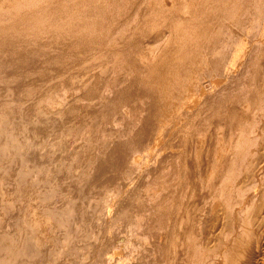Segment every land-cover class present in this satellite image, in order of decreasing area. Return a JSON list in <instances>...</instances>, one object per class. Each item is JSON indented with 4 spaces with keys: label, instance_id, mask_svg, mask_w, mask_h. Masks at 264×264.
I'll list each match as a JSON object with an SVG mask.
<instances>
[{
    "label": "rangeland",
    "instance_id": "1",
    "mask_svg": "<svg viewBox=\"0 0 264 264\" xmlns=\"http://www.w3.org/2000/svg\"><path fill=\"white\" fill-rule=\"evenodd\" d=\"M11 1L0 0L1 14ZM18 1L23 14L33 3L55 1L60 14L76 20L93 14L104 36L123 30L120 21L133 34L115 47L93 45L87 57L60 36L42 46L51 53L39 62L33 50L39 40L21 56L0 57V257L13 259L6 264H193V214L204 240L209 225L193 210L194 180L204 202L220 183L234 186L244 176L237 146L244 132L225 115L209 125L210 106L237 112L244 127L264 123V0H87L90 10L86 0ZM13 29L0 28L4 40ZM239 41L247 48L234 80L224 82L228 91L209 88L206 78L203 101L179 111L184 100L193 101V80L209 71L215 50L228 58ZM158 120L165 130L154 146ZM222 141L226 154H210ZM142 144L154 147L152 155L131 164L128 157ZM213 158L237 161L197 177L198 166ZM262 174L255 182L264 192ZM107 203L113 208L104 214ZM238 210H228L231 220ZM234 226L245 239L247 222Z\"/></svg>",
    "mask_w": 264,
    "mask_h": 264
},
{
    "label": "bare ground",
    "instance_id": "2",
    "mask_svg": "<svg viewBox=\"0 0 264 264\" xmlns=\"http://www.w3.org/2000/svg\"><path fill=\"white\" fill-rule=\"evenodd\" d=\"M88 1L94 2L96 0H88ZM99 1L101 3V0ZM91 2H88V4L86 5L84 4L85 5L84 8L86 10L91 9L89 5V3ZM36 3H33L31 7V11L28 14L23 11L26 15L22 13L21 7L23 9V4L19 3L18 0L11 1V3L8 6L4 7L6 10V14L0 13V20H1L0 28L1 27H7V28L13 27L14 29L10 37L6 35L7 36L6 40H4L5 38L4 33H0V35L2 36V39H0V57L3 56V54L10 55L12 57L21 56L22 52L26 51L31 46L32 42L34 41L36 42L37 40H39V42H42V44L38 43L40 46L38 45L39 46L38 47L35 45V47L33 48L35 52L36 51L38 52L37 53L38 58L36 59L39 62V57L41 55L46 56L51 53L50 51L51 47H47L46 50H43L46 47H42V46H45L46 44H51L52 42L56 41V39L59 38V36L67 39V41H70L71 43H74L75 45L78 46V47H74V49L72 50L73 52H77L79 56L87 57V55H90L89 52H92L93 50H95L93 45L97 46L98 44L102 47H105L112 43L111 45H114L115 47V45L119 43L121 38L122 39L129 38V36L133 34L132 28L129 26L130 23H127L126 21H124L123 23L120 21L116 23V26L117 27L125 26L123 30H120L116 33L109 34L108 36H104L105 26L102 24V22H97L93 14L90 16H87L84 14L82 16H79V19L76 20V18L72 17V15L65 16V15L60 14V13H63L62 12L63 6L58 5L59 3L55 1L52 3H47V4H36ZM54 4H56V7H53ZM75 4L80 6L83 3H81V1L79 0ZM98 6H102V5L99 4ZM25 7L29 8L27 4H25ZM259 13H262L263 15L264 9L260 10ZM52 14H55V15H52ZM262 17H264V15ZM262 17H260V19H262ZM260 19L258 21L259 24L261 23ZM7 20H9V22L11 23H3ZM77 27H79V29H76ZM74 31L77 33H75ZM144 34L146 35V33ZM111 35H113L114 38L111 41H108V38ZM30 36H32L34 40L31 39ZM37 36H38V39L35 38ZM41 37H43V39ZM260 37L261 39L264 38V22L262 25V31L260 33ZM131 38H134V37L132 36ZM10 43L15 44L14 47L13 46L8 47ZM65 43H68V42H65ZM246 48L247 47H246L245 41H239L238 47L234 49L233 53H231L228 58L224 55H220L221 53L219 50H215L216 52L212 56L213 60L211 63V68H209V71H207V73L203 72L200 75H196L193 80L194 82L193 101L187 100V99L184 100V102L178 106V110L181 111L182 109H186L191 106H193V109H194L196 106H198L202 98H204L205 96L204 92L206 90V85H204V83H205L206 78H208L209 80L208 81L209 88H212L213 90H217L218 93L220 94L224 93L225 91H228V86L227 85L224 86L225 84L224 82L229 81V80L231 81L234 80V77H233L234 72H236L237 71L236 69L238 68L237 61L245 56ZM65 51L67 50L65 49ZM46 69H48V67H46ZM259 76L261 77L262 80H264V70L261 71ZM263 86L264 85L260 86V91L264 90ZM42 104L44 105V102H42ZM210 111L213 112V117L212 118L210 117L208 119L209 125L212 124L215 127L221 122L219 117L221 115H225L226 119H223L225 123L236 126L239 129V131L243 130L244 136L241 135L239 137L237 146L240 147V150L238 152L239 154L238 160H241L243 164L244 176H243V179L240 181V184H237L234 186H230V185L224 186L223 184L220 183V185H217L215 189H213L210 192L208 199L204 200V202L201 201L199 197L201 194V188L197 183H195L196 181L194 180L193 195L191 197L193 199V210H195V212H201L202 214H205L207 218L209 219V225H208V230L206 233V239L204 240L202 236L196 233L195 226L200 224V220L198 218V215L193 214V264H264V192L257 188V184L255 182L256 178L259 175H263L262 173L264 172V123L260 122V123L254 124L250 122L248 125H245L246 127H244L241 124L242 123L241 121L238 120V122H236L234 119L236 118L234 116V113L236 114L237 112L228 110L227 107H223L221 103H215L211 105ZM227 112H229V115ZM197 113L198 111H196L194 114H197ZM161 122L162 120H158L156 122L154 130H152L150 134V141L154 146L162 139V133L165 130V126L160 125ZM252 148L254 149V152H252ZM153 150H154V147L149 148L148 144L146 146H143L142 144L139 147V150L137 152L132 153L128 157V159L130 162H132L131 164L137 163L140 159L150 157L153 153ZM209 152L215 157L220 156V155L221 156L225 155L226 154L225 141L220 142V144H218L216 147L210 148ZM236 161H237L236 159L234 160L224 159L223 161L222 160L215 161L213 158L211 162L209 163L206 162L205 165L198 166V169H196L198 175L196 176L197 177L206 176L205 178H207V174L212 172V170L213 171L215 170L216 172V170L219 169V167H222L225 165L228 166V164L230 163L232 164V162L235 163ZM116 179H118V177ZM208 179L210 181L212 178L210 179V177L208 176ZM228 188H231L234 190H230ZM243 204H245V207H242ZM111 208H113L112 203H107L104 208L105 209L104 214L109 212ZM237 208L239 210L233 214V220H231V215L229 217L228 210H234ZM242 218L247 222V226H248V228L244 230V233L246 235L245 239H240L237 237L236 229L234 226L236 223L241 222ZM20 230L21 228L19 227L16 232H19ZM230 235H233L232 236L233 239L234 237H237V238H235L232 241V239L229 238ZM108 259H110L109 262L111 263V258H108ZM8 260L11 261L13 259L8 255H3L0 257L1 263L6 264ZM117 264H120V263L118 262Z\"/></svg>",
    "mask_w": 264,
    "mask_h": 264
}]
</instances>
